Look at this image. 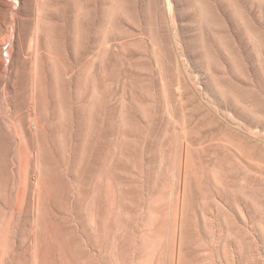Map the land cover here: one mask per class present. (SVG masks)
<instances>
[{"label":"rangeland","instance_id":"1","mask_svg":"<svg viewBox=\"0 0 264 264\" xmlns=\"http://www.w3.org/2000/svg\"><path fill=\"white\" fill-rule=\"evenodd\" d=\"M6 1L0 264H264V0Z\"/></svg>","mask_w":264,"mask_h":264},{"label":"bare ground","instance_id":"2","mask_svg":"<svg viewBox=\"0 0 264 264\" xmlns=\"http://www.w3.org/2000/svg\"><path fill=\"white\" fill-rule=\"evenodd\" d=\"M6 1V0H5ZM8 1V0H7ZM6 1V2H7ZM6 2L4 3V4H6ZM25 2V1H24ZM30 2V1H29ZM44 1L43 0H33V2H31V3H33V7H34V9H33V14H34V17H33V19H34V25H33V32H31L32 33V36H30V37H32L31 38V48H33V55L32 54H30V55H32V56H30L31 58H32V60L33 61H31L32 63V66L31 67H33V69H34V71H36V69H37V66H38V61H37V59H38V56H39V42H38V40H39V34H40V24H41V21H42V19H43V16H42V8H43V4H45V2L43 3ZM3 3H1V5H2ZM7 5H8V2H7ZM14 5V4H13ZM20 5V4H19ZM51 5V4H50ZM54 5V4H53ZM3 6V5H2ZM8 6H10V5H8ZM7 6V8H6V10L8 9V8H10V9H14V7L12 6V4H11V7H8ZM25 6V5H24ZM26 7V6H25ZM46 7V6H45ZM51 7V6H50ZM54 7V6H53ZM61 7V6H60ZM30 8H31V6H30ZM54 8H56V7H54ZM53 8V9H54ZM59 8V7H58ZM17 9V8H16ZM21 10V9H20ZM25 10V9H24ZM44 10V9H43ZM8 11V10H7ZM32 11V10H31ZM30 11V12H31ZM51 12V11H50ZM14 13V12H13ZM16 13V12H15ZM8 14H10V13H8ZM12 14V13H11ZM17 14H19V11H18V13ZM22 14V13H21ZM54 14V13H53ZM13 15V14H12ZM30 15V14H29ZM14 16V15H13ZM17 16V15H16ZM9 17H10V15H9ZM18 17V16H17ZM14 18V17H13ZM13 18H11L12 20H13ZM15 19V18H14ZM22 19V18H21ZM50 21V20H49ZM19 22V21H18ZM26 22V21H25ZM57 24V23H56ZM52 26V25H51ZM22 27V26H21ZM27 27V26H26ZM20 30V29H19ZM44 31V30H43ZM49 36H50V33H49ZM49 41V40H48ZM9 43V42H8ZM17 45V44H16ZM16 47V46H15ZM31 50V49H30ZM8 52H9V50H8ZM8 55H9V57H10V59H11V52H9L8 53ZM5 56V55H4ZM27 56V55H26ZM8 57V56H7ZM30 58V59H31ZM3 60V59H2ZM9 60V59H8ZM2 65H5V63H6V61L5 60H3L2 62ZM1 68H2V66H1ZM12 69V68H11ZM2 72V71H1ZM36 73V72H35ZM2 74V73H1ZM11 74V73H10ZM6 75V74H5ZM13 99V98H12ZM18 101V100H17ZM13 104H14V102H13ZM12 105V104H11ZM7 106V105H6ZM10 108V107H9ZM13 109V108H12ZM80 110H81V108H80ZM83 114V113H82ZM50 117V116H49ZM3 119V118H2ZM30 118H28V120H29ZM4 122V121H3ZM35 122V121H34ZM6 124V123H5ZM32 131H33V129H31ZM0 132H2V131H0ZM36 133V132H35ZM4 134V133H3ZM32 139V138H31ZM35 142V141H34ZM9 143V142H8ZM10 144V143H9ZM35 146V145H34ZM35 149H37V148H35ZM37 157V156H36ZM6 162V161H5ZM3 164V163H2ZM37 167V166H36ZM5 168V167H4ZM14 168V167H13ZM47 172V171H46ZM40 173V172H39ZM42 174V173H41ZM15 189V188H14ZM13 189V190H14ZM30 189H32V188H30ZM12 190V189H11ZM33 190V189H32ZM29 192H30V190H29ZM33 194V193H32ZM12 195V194H11ZM39 194H37V198H38V200H39ZM42 196V195H41ZM29 200V199H28ZM29 202V201H28ZM30 202H32V201H30ZM33 203V202H32ZM37 203V202H36ZM41 203V202H40ZM38 204V203H37ZM40 206V205H39ZM36 207V206H35ZM40 208H41V206H40ZM27 210H29V209H27ZM30 211V210H29ZM40 211V210H39ZM27 212V211H26ZM26 212H24V213H26ZM38 212V211H37ZM23 213V212H22ZM23 213V214H24ZM29 214V213H28ZM48 214H50V213H48ZM11 215V214H10ZM16 215V214H15ZM30 216V215H29ZM25 217V216H24ZM27 219H28V217H27ZM32 219V218H31ZM39 219V218H38ZM29 221V220H28ZM44 222V221H43ZM22 224V223H21ZM41 236V235H40ZM28 237H31V236H28ZM27 237V238H28ZM47 240V239H46ZM34 242V241H33ZM34 247V246H33Z\"/></svg>","mask_w":264,"mask_h":264}]
</instances>
